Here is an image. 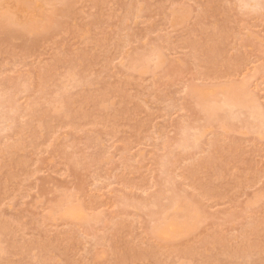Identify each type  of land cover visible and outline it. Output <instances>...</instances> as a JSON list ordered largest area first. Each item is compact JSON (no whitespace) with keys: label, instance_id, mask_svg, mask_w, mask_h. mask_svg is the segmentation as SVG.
I'll return each mask as SVG.
<instances>
[{"label":"rangeland","instance_id":"obj_1","mask_svg":"<svg viewBox=\"0 0 264 264\" xmlns=\"http://www.w3.org/2000/svg\"><path fill=\"white\" fill-rule=\"evenodd\" d=\"M0 264H264V0H0Z\"/></svg>","mask_w":264,"mask_h":264}]
</instances>
